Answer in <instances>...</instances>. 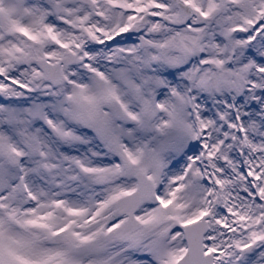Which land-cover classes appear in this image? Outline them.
Listing matches in <instances>:
<instances>
[{
    "label": "snow or ice",
    "instance_id": "obj_1",
    "mask_svg": "<svg viewBox=\"0 0 264 264\" xmlns=\"http://www.w3.org/2000/svg\"><path fill=\"white\" fill-rule=\"evenodd\" d=\"M0 264H264V0H0Z\"/></svg>",
    "mask_w": 264,
    "mask_h": 264
}]
</instances>
